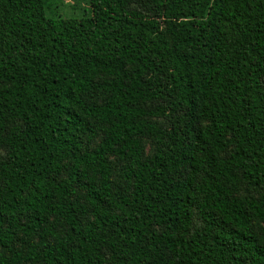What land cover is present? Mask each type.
Instances as JSON below:
<instances>
[{"label": "trees", "instance_id": "trees-1", "mask_svg": "<svg viewBox=\"0 0 264 264\" xmlns=\"http://www.w3.org/2000/svg\"><path fill=\"white\" fill-rule=\"evenodd\" d=\"M55 1L0 0V264H264V0Z\"/></svg>", "mask_w": 264, "mask_h": 264}, {"label": "rangeland", "instance_id": "rangeland-1", "mask_svg": "<svg viewBox=\"0 0 264 264\" xmlns=\"http://www.w3.org/2000/svg\"><path fill=\"white\" fill-rule=\"evenodd\" d=\"M208 0H167L163 7V17L183 16L188 11L198 12L206 6ZM88 8L87 0H56L52 4V13L49 16H60L62 18H80L84 15L85 9ZM98 94H94L93 99L97 100ZM148 150V146L146 148ZM138 257L134 258V263L137 264Z\"/></svg>", "mask_w": 264, "mask_h": 264}]
</instances>
